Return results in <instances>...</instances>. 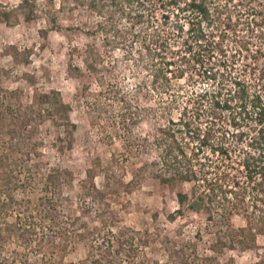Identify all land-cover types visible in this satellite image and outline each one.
Returning a JSON list of instances; mask_svg holds the SVG:
<instances>
[{
	"label": "trees",
	"instance_id": "obj_1",
	"mask_svg": "<svg viewBox=\"0 0 264 264\" xmlns=\"http://www.w3.org/2000/svg\"><path fill=\"white\" fill-rule=\"evenodd\" d=\"M38 1L15 10L30 22ZM47 2L43 38L94 39L70 49L67 73L81 82L76 96L101 143L119 148L107 165L91 162L72 196L73 173L44 160L47 149H73L70 104L55 89L0 86V264H56L48 252L77 244L87 249L79 264H159L145 252L154 235L120 226L113 208L146 177L175 193L169 222L187 213L205 221L196 241L163 237L165 264H226V252L264 264V0ZM82 11L97 18L93 26L60 24V14ZM126 67L130 85L119 80ZM145 121L151 131L136 134ZM204 237L209 254L197 249Z\"/></svg>",
	"mask_w": 264,
	"mask_h": 264
},
{
	"label": "rangeland",
	"instance_id": "obj_2",
	"mask_svg": "<svg viewBox=\"0 0 264 264\" xmlns=\"http://www.w3.org/2000/svg\"><path fill=\"white\" fill-rule=\"evenodd\" d=\"M20 1L0 0V86L10 90L21 89L26 95H30L34 89L40 91L55 89L60 91L64 101L70 104L71 120L76 125L73 149L63 155L47 149L44 160L51 166L58 165L73 173L74 187L71 195L74 196L82 191L86 178L85 171L91 162L98 158L103 165H107L111 154L119 148V145L107 147L101 143L100 135L97 128L92 126L85 105L76 96V87L81 82L72 80L67 73L70 49L73 46L82 48L94 39L81 31H50L47 38H43L40 32L49 27L44 16V11L48 7L47 0L38 1V17L30 22L24 21L15 10ZM59 3L60 0H55L56 8L59 7ZM59 17L63 27L81 23H87L86 26L89 27L97 21V18L87 11L62 13ZM96 42L99 43V40ZM116 55L120 57L121 52L117 51ZM77 63L80 64L78 61ZM125 69L121 71L119 80L130 85L133 81L131 73L127 67ZM174 116L176 117V114ZM151 129L152 123L145 121L134 130L136 134L146 135ZM129 179L128 171L124 180ZM96 184L99 187L103 185L102 176L96 178ZM189 188V185L184 186L186 190ZM113 208L119 216L120 226L140 232L149 231L154 235L150 237L152 246L146 248L145 252L148 257L157 258L159 264H165L160 244L163 237L196 241L194 238L196 232L199 229L203 231L205 227L204 219L191 213H187L185 218H179L174 223L169 222L166 215L178 208L175 193L150 177H146L138 188L117 196ZM233 223L239 226L241 219L235 217ZM258 242L264 244V238H259ZM197 243L199 254L210 253L205 237ZM86 254V247L77 244L67 250L57 248L48 252L46 260L51 258L56 264H79ZM221 262L255 264L256 258L251 252L243 254L226 252L221 256Z\"/></svg>",
	"mask_w": 264,
	"mask_h": 264
}]
</instances>
